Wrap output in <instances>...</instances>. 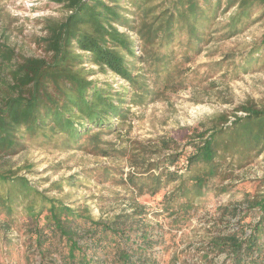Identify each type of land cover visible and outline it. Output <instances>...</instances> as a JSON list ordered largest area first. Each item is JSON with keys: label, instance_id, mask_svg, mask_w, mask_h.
I'll return each mask as SVG.
<instances>
[{"label": "trees", "instance_id": "trees-1", "mask_svg": "<svg viewBox=\"0 0 264 264\" xmlns=\"http://www.w3.org/2000/svg\"><path fill=\"white\" fill-rule=\"evenodd\" d=\"M48 1L70 14L45 20L46 35L39 39L44 57L18 58L11 47L0 44L1 246L15 247V233L26 237L40 264H158L153 250L162 241L153 239V227L143 223L146 206L96 220L89 208L38 190L21 175L25 168L13 169L7 158L23 153L32 142L55 149H100L107 144L102 136L117 128L115 120L126 123L131 107L149 106L183 84L185 79L176 80L191 60L186 54L201 53L217 33L228 40L264 19V0ZM89 66L118 76L126 87L119 91L110 82L92 80L95 71ZM237 68L243 73L264 70V35ZM237 112L244 116L232 121L221 116L203 139L193 142L184 175L168 170L182 158L175 153L174 139L163 140V150L174 151L163 159L151 163L133 158L135 167H147L139 179V196H156L172 186L161 205L174 216L173 225L189 219L214 180H227V172L264 154V109L243 105ZM155 148L154 154L160 152ZM135 179L129 174L127 181L135 185ZM54 187L61 190L59 183ZM245 204L249 213L258 210V222L249 234L241 222L247 216L229 231L227 226L214 228L216 233L205 239V260L224 255L222 264H263L264 194ZM243 211L234 207L223 212L236 217Z\"/></svg>", "mask_w": 264, "mask_h": 264}, {"label": "rangeland", "instance_id": "rangeland-1", "mask_svg": "<svg viewBox=\"0 0 264 264\" xmlns=\"http://www.w3.org/2000/svg\"><path fill=\"white\" fill-rule=\"evenodd\" d=\"M234 10L221 18H228ZM69 14L61 5L48 0H0V44L11 47L18 58L44 57L39 39L46 35L45 20H62ZM219 34L198 55H185L191 60L184 63L183 74L176 80L177 84L185 79L182 85L167 90L149 106L131 107L126 123L115 120L117 128L102 136L107 144H100V149L91 146L55 149L32 142L23 153L7 158V165L25 168L21 175L38 190L68 205L89 208L96 220L129 214L137 204L146 206L143 223L153 227V239L162 241L153 250L158 264H222L224 255L204 259L205 239L216 233L214 228L224 230L227 226L225 231H229L243 216L247 217L240 221L247 226V234L258 222V210L249 213L245 202L264 194V154L241 168L236 167L232 173L227 172V180H214L196 201L189 219L178 226L173 225L174 216L161 205L172 186L168 185L156 196L147 193L139 196L142 182L139 179L147 167L137 159L141 164L133 165L136 155L139 160L144 157L152 163L174 153L161 147L163 140L174 139L175 153L182 158L168 170H178L184 175L187 157L194 153L193 142L203 139V134L221 116L226 115L230 121L234 116H244L237 112L243 105L264 109V70L243 73L237 68L243 56L261 42L264 19L231 39L222 40ZM178 58L182 59L181 53ZM87 70L95 71L90 76L92 80L110 82L119 91L127 85L114 74L99 73L94 66ZM155 147H160V152L154 154ZM129 174L136 178L135 185L127 181ZM71 178L73 184L68 185ZM56 183L61 184V190L54 187ZM144 192H148L147 188ZM234 207L244 211L236 217L224 214L225 208L232 211ZM13 236L18 238L15 247H3L0 242V264H40V257L33 254L26 237H17L15 233ZM262 256L264 264V253Z\"/></svg>", "mask_w": 264, "mask_h": 264}]
</instances>
